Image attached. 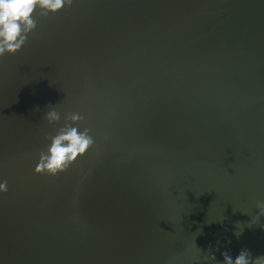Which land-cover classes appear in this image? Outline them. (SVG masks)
Here are the masks:
<instances>
[{"label":"water","instance_id":"95a60500","mask_svg":"<svg viewBox=\"0 0 264 264\" xmlns=\"http://www.w3.org/2000/svg\"><path fill=\"white\" fill-rule=\"evenodd\" d=\"M52 106L83 113L97 144L33 175ZM0 177V264L264 255V217L249 227L264 201V0H76L39 18L0 58Z\"/></svg>","mask_w":264,"mask_h":264},{"label":"clouds","instance_id":"9594fccd","mask_svg":"<svg viewBox=\"0 0 264 264\" xmlns=\"http://www.w3.org/2000/svg\"><path fill=\"white\" fill-rule=\"evenodd\" d=\"M76 0H0V58L5 54L14 55L28 42L38 27L39 18H48L65 8H71ZM48 125H59L55 134L45 136L44 147L38 152L33 175L55 177L67 170L88 149L97 144L91 127L86 126L85 115L80 111L62 112L55 106L44 113ZM62 121V123H61ZM9 191L8 180L0 177V194ZM259 210L249 222L264 217V201H258ZM241 232L236 233L237 236ZM205 262H217L211 249L205 251ZM222 264H264V255L253 257L251 251L242 249L233 257L227 251L222 253Z\"/></svg>","mask_w":264,"mask_h":264}]
</instances>
